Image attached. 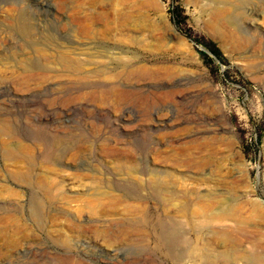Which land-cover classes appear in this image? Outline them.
Here are the masks:
<instances>
[{"label":"rangeland","instance_id":"obj_1","mask_svg":"<svg viewBox=\"0 0 264 264\" xmlns=\"http://www.w3.org/2000/svg\"><path fill=\"white\" fill-rule=\"evenodd\" d=\"M209 43L225 62L202 57ZM59 44L150 74L114 98L94 77L24 82L18 63H44L38 48L50 62ZM0 119L14 129L0 135V264H177L159 225L185 234L186 264H264V0H0ZM56 137L81 141L75 161L68 144L49 149ZM3 139L35 168L5 160Z\"/></svg>","mask_w":264,"mask_h":264},{"label":"bare ground","instance_id":"obj_2","mask_svg":"<svg viewBox=\"0 0 264 264\" xmlns=\"http://www.w3.org/2000/svg\"><path fill=\"white\" fill-rule=\"evenodd\" d=\"M19 28L23 32L30 31V26L28 25L27 22L23 20L21 23H19ZM115 30L116 29L111 28V31H115ZM116 40L114 42H116ZM57 47H58V50L55 51V54L50 56V59H51L50 62L46 61L45 58L42 57L43 55L47 54L44 48H38L36 49V52L40 54L39 56L40 58L38 59L42 60V62L44 63H37V61L33 62L30 60L27 62L18 63V68L19 70H21L20 72H21L22 80L26 83L30 81H36L37 86L38 85L44 86V84L46 83H54V82H58L62 84L64 80L67 82L72 81L74 83L75 82L78 83L81 81H86L88 79H91V77H94V78H98L101 82H97V84L99 83L100 84L93 85L91 89H93L96 92H99L105 97L114 98V97H123V96L126 97L128 94L132 93V90L130 91L129 89L119 91L118 87L122 85L121 82L123 80L131 82L139 76L150 74V70L145 65H138L134 63V60L136 57L135 58H130V57L125 58L122 56H117L115 58L109 57V60L112 61V64H115V68L109 71V68L107 67V65L104 64L102 61H97L96 59H93L94 57L93 55H88V56L86 55L87 57L85 56V59H83L82 56L80 57V55H83L84 53L77 54L78 52L76 53L71 48H65L63 47V45H60V44L57 45ZM90 65H95L96 69L95 68H94L95 70L91 69L92 71H90V69L87 70V67ZM65 85L67 86V84ZM62 87H65V86L62 85ZM84 89H86V87H84L82 90ZM63 123L64 122L60 123L56 127H58L61 130L62 129H69V130L76 129L74 126H70V125L68 126L67 124L64 125ZM41 126L42 125H40L39 127ZM13 132H14V129H13V124L11 123V121L7 119H0V135L9 136V138H11L13 137L11 135L13 134ZM60 140H61L60 137L59 138L56 137L54 144L52 145V147H49V149L56 152V151L62 150L61 148L62 145L68 144V148L70 149L72 148V150L75 151L71 156V160L75 161L77 154L81 151V147H84V145L81 143V141L80 143H75L69 139L68 140L63 139L62 141ZM88 142H89L88 140L83 141V143H85V146ZM69 153H70L69 150L65 151L63 152V155L61 157H64V154L68 155ZM2 154L5 160L26 161L28 165L31 167H34L36 165V159H33L31 156H26L23 152V149L20 147V145L18 147L10 146L8 140L6 139L2 140ZM137 172H138L137 170L131 169L129 176L133 177V175L136 174ZM151 173L152 172H146V174L148 175H150ZM153 176L154 177L153 179L151 178V182H150V185H152L151 186L152 195L158 199H163L164 198L163 182L161 180H157L155 174H153ZM15 177H19V179L25 182H31L30 180H32L30 179V177L32 178L31 174H27V173L17 172ZM39 186L42 191L47 189V187L43 184H40ZM42 206H43L42 200L36 199L33 202L32 206L30 207L31 208V214H30L31 219L37 225H41L43 221ZM187 213L190 218L193 216V213L191 209L189 208H187ZM159 226H160L159 229L161 231V234L163 235V238H164V242L169 249L170 256L172 257L173 262L177 264L179 263L186 264L191 261L192 259L191 256L193 253L198 254L195 251L193 252V247L185 241L184 233H181L177 229L175 230V228H171L169 225H159ZM177 241L178 242L182 241V243H185L186 244L185 248L179 251L175 249L173 244H175ZM206 255H207V252H206ZM233 257L239 258V259L245 258L248 262L252 263V258L244 256L243 254L237 255L235 252H233L231 255V258L233 259ZM213 262L214 261H210V262L208 261L203 264H213Z\"/></svg>","mask_w":264,"mask_h":264},{"label":"trees","instance_id":"obj_3","mask_svg":"<svg viewBox=\"0 0 264 264\" xmlns=\"http://www.w3.org/2000/svg\"><path fill=\"white\" fill-rule=\"evenodd\" d=\"M205 46L207 47L206 49L208 51H210L215 58L219 59L222 62H225L226 61V58L224 57V55L221 52V50L219 48H217L214 44L209 43V44H205ZM199 52H200V54L202 55V57L205 60L211 61V59L209 57V54L207 52L202 51V50L199 51Z\"/></svg>","mask_w":264,"mask_h":264},{"label":"water","instance_id":"obj_4","mask_svg":"<svg viewBox=\"0 0 264 264\" xmlns=\"http://www.w3.org/2000/svg\"><path fill=\"white\" fill-rule=\"evenodd\" d=\"M203 51H205V52H207L208 54H211V55H212V53H211L210 51H208L207 49H205V48H203Z\"/></svg>","mask_w":264,"mask_h":264}]
</instances>
